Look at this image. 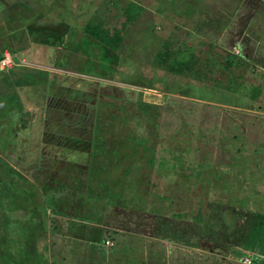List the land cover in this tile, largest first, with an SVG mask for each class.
<instances>
[{"label": "rangeland", "instance_id": "obj_1", "mask_svg": "<svg viewBox=\"0 0 264 264\" xmlns=\"http://www.w3.org/2000/svg\"><path fill=\"white\" fill-rule=\"evenodd\" d=\"M23 1L42 16L18 5L22 0H0V54L9 53L13 59L0 69V125L20 126L16 115L20 107L21 119L31 131L23 143L0 152V264H180L182 260L187 264L193 257L191 264H203L199 257L210 254L217 262L221 252L195 245L204 244L200 236L186 239L192 246L172 236L194 232L191 217L198 213L206 220L207 234L218 230L221 234L218 228L231 220L232 209L241 215L242 224L247 215L263 213L264 0ZM130 1L141 9L126 12ZM63 3L72 11L58 24L53 11H61ZM89 21L102 22L110 33L116 31L122 38L116 51L88 43L82 28ZM245 34L247 42L242 39ZM77 40L84 42L79 46ZM189 50L198 62L187 63L183 74L166 71L159 60L162 53L161 60L165 57L174 66V60L187 59ZM245 50L252 66H225L228 56ZM257 52L263 54L259 56L263 67L255 61ZM217 57L214 68L208 61ZM194 70L212 78L197 79ZM232 73L244 76L238 81L245 86L262 84L259 98H249L243 107L215 100L233 87ZM66 93L74 95V106L63 99ZM142 101L149 104L148 112L130 118L127 127L144 135L148 150L142 143L132 146L134 139L128 143L127 128L119 127L115 134L105 132L98 153L87 151L90 156L84 159L92 162V174L72 169L67 161L72 149L61 150V141L69 140L78 148L87 143L90 132L85 126L95 122L99 111L101 115L96 104L104 103L109 111L117 104L129 117ZM64 104L72 107L69 112H61ZM135 130L134 136H139ZM175 155L180 156L179 165ZM102 157L118 164L105 168ZM162 163L165 167L159 168ZM197 171L200 175L195 177ZM12 174L13 180H24L19 183L29 189V199L17 201L6 193L4 186ZM45 188L69 202L67 214L49 209L34 215ZM107 203L134 209L138 215H104L100 209ZM88 209L101 215L91 213L84 219ZM146 211L152 215H141ZM53 218L56 229L50 222ZM107 241L115 247H108ZM88 244L100 256L89 252ZM92 255L96 259L85 262ZM242 264L253 263L247 257Z\"/></svg>", "mask_w": 264, "mask_h": 264}, {"label": "trees", "instance_id": "obj_2", "mask_svg": "<svg viewBox=\"0 0 264 264\" xmlns=\"http://www.w3.org/2000/svg\"><path fill=\"white\" fill-rule=\"evenodd\" d=\"M18 5L25 6L28 10L30 9V10H33L34 12L36 10V12L39 14L41 12L38 9L33 8L34 5L28 6V4L26 2H24L23 0H22V2H19ZM61 6H63L61 11H57V9L53 11L54 13L57 12V20L55 22L58 24H61L60 21L63 22L62 21L63 18H67V16H69L71 14V11H72L71 9H69L68 5L66 7L65 3L61 4ZM263 6H264V2H263ZM135 9H141V8L134 1H130L129 5H127L125 11L130 12L131 10H135ZM40 15L42 16V12ZM43 16H44V19L49 18L47 14L46 15L43 14ZM246 20L248 23V21L251 19L249 17H246ZM228 22L229 21H227L226 24L230 23V22L229 23ZM35 23H33V25L36 28H41L40 25H36ZM41 24H43V22ZM248 24H250V23H248ZM82 31H83L82 32L83 37L86 40H88V43L89 42L92 43L93 41H95L101 47H103L109 51H116L119 47V44L122 41V38L116 33V31L114 33H110L109 29L105 28V26H103L102 22L94 23V22L89 21L82 28ZM245 31H246V25H243L241 32L244 33ZM72 35L73 34H71L70 37ZM240 35H241V33H240ZM246 35L247 34L244 35L246 39L244 37H242L244 42H247L249 40L248 35L247 36ZM71 38H73V36ZM84 38H82V39L84 40ZM242 39L237 41V44L239 46H241L240 41L243 42ZM49 40H50V38H49ZM82 41L77 40L76 43H79L78 45L81 46ZM67 45H64L63 49H66ZM74 45H77V44L74 43ZM242 48H243V46H242ZM18 52H20V49ZM22 52H24V51L22 50ZM189 52H190V50H189ZM3 54L4 53L0 54V59L3 57ZM89 54L91 55V53H89ZM162 55H164V54H162V53L158 54L160 62L162 64H164L165 66H167L166 71L173 72L176 74H183L184 71H187V66H189L188 64L192 65V63H194V62H196V63L198 62L197 56H194L190 52V54L187 56V59H186V57L183 56L181 59L174 60V66H172V65L168 64L165 57H164V59L161 60ZM247 55H248V53L246 52V50L241 54L240 53H237V54L234 53V54L227 57V58H229V57L230 58L226 60L225 66L227 68H231L234 65L247 66L248 64H250L252 66L253 63L250 61V58ZM262 55L263 54H260V53L255 54V56H256L255 61L258 62L261 67H263V59H260L259 56L262 57ZM19 56L23 57V55H21V54H19ZM90 57H92V55ZM256 59H258V60H256ZM108 60L109 59L107 58V62H108ZM208 62H209V64L211 63L214 68H216L217 63H219L218 57L217 58H211ZM100 63H101L100 61H96V64H98V66L100 65ZM93 64H95V63H93ZM91 66H93V65L91 64ZM206 69L209 70L210 72L214 73V71H211L208 68H206ZM82 74H87V76H93L91 73H89L87 71L82 72ZM194 74H195L194 76L197 79H201V80H203L202 78H206V79L212 78V77H209L210 75L207 72L204 73L203 70H201V71L194 70ZM232 77H235V82H234L233 87H231V85H229V83H228L229 87H231L232 89L231 88H229V90L227 89L228 92H226L224 94H222L223 92H221V91H217V93H219L220 95L222 94L223 97L222 98L219 97V99H215V100H218L219 103H226V104L230 103V104H233V105L238 106V107H243V105L248 103L249 98L251 100H257V98H259V96L262 93L261 92L262 86H263L262 84H260L257 87H248V86H245V84L242 81L241 82L238 81L239 78H241L243 80L244 76L240 77V76H236V75H234V73H232ZM124 81L129 82V80H127V79H124ZM216 85L219 87V83L217 81H216ZM228 93H230V94H228ZM66 94H64V96H66V97H63L62 95L61 96L63 97V99L68 100L69 103L71 102L72 106H74L75 103L77 102L74 95L72 94V96H73L72 97L71 93L70 94L68 93L70 96H68V94L67 95ZM234 94L237 96V98H232V96ZM61 96H59V97H61ZM67 96H68V98H67ZM227 96L229 97L228 99H227ZM230 98H231V100H230ZM77 100H79V99L77 98ZM237 103H238V105H237ZM43 104H45V102ZM80 104L81 103H79L78 106H80ZM96 106L101 107V109H100L101 115H100V111H99L98 117L95 118V122L90 124L91 127L89 124H87V126H85V129H84L85 132H90V137H89L87 143L79 146L82 148H78V147H75L74 144L72 145V142H69V140L61 141V144H60L61 150L65 151V148H70V150L72 149V154H67L68 155L67 161L71 162L73 164L72 169H73V167L74 168L76 167L77 170L80 168L81 170L82 169L87 170L88 173L91 172L92 162L90 163L91 165H89V163L86 162L84 158H89L90 155H88V152L90 151V154H92L94 152V149L98 153L100 146L102 144H104L103 142H105L104 141L105 140L104 139L105 132L108 131V132H113L115 134V132L117 130L119 131V127H122V129L127 128V130L125 129V131H126L125 140H127L128 143H130V141L134 139L133 140L134 145H132V146L137 147V144L142 143L144 145L145 149L148 150L149 147L147 146V143H148L147 139L141 137L144 135H142V133H140L139 131L134 129L135 131H137L136 133L140 134L139 136H134L135 135L134 130L127 127V121H129L130 118L139 119V117H141L139 115L140 113H147L148 112V109H149L148 103H146L144 101L140 102L138 104V109L136 110V112H134V114L130 115L129 117L126 116L127 113H125V111H123L121 109V107H119V105H117V104L114 105L112 111H109V107L105 106L104 103H98V104H96ZM59 108H60L61 112L66 113V112H69L68 109L71 110L72 107L70 106L68 108V106L64 104V105H61ZM22 110L23 109L19 107L17 114H16L19 116L20 121H22V124L20 126L18 125V123L17 124L14 123L13 125H9V123H8V126H6L5 125L6 122H4L0 125V128L1 127L3 128V131L0 132V152H2V153H5L10 148L12 149L14 146H16L20 142L23 143V141H24L23 138L25 136H27V134L29 132L27 129L30 127V125H26V123H23V120L21 119V116L23 113ZM103 110H104V114H103ZM68 114H70V116H71L73 114V112H70ZM106 117H108V120ZM111 117L113 118V120L111 119ZM40 122H41V120H40ZM139 124H140V122L138 121L137 127H139ZM49 128H51V125ZM47 130H48V128H47ZM46 134H47V132H46ZM50 134H53V131L50 132ZM78 141H80V140H78ZM152 150L153 149L151 148V151ZM107 152H109V151L106 150V154H105L106 157H107ZM150 158L152 160H154L155 154L152 153ZM173 158L175 159V161H177L176 165H179L180 164V156L175 155V156H173ZM90 159L92 160V156L90 157ZM81 163L84 164V166H81L80 165ZM101 164L103 165V167L105 166V168H106V166L108 164L117 165L118 161L109 162L108 159L105 160L103 158V160H101ZM162 164L163 165H161L159 168L165 167L164 163H162ZM170 168L173 171H175V166L171 165ZM91 174H92V172H91ZM195 174H196V176H195ZM193 175L195 177H198L200 175V172L197 171V172L193 173ZM88 179H89V181H91V178H88ZM5 180L7 181V179H5ZM19 182L20 183L24 182V180L20 181L19 178H16L13 180V174L11 176H9L8 181L6 182V184L4 186V189H6L5 190L6 193H8V194L12 193L11 195H13V197L16 198L17 201L19 199H22V200L23 199H26V200L29 199L30 193L27 192V191H29V189L26 187L24 188V186H22ZM45 190H46V193L42 192V194H41V193H39L40 191L38 192L39 194H41V195H39V198L41 200L39 199V203H37V205H36L37 208L35 211H33L34 215H44L45 211H48L49 209L54 211L55 213L67 214L69 202L66 199H64L62 196H59V197L55 196L56 194L53 192V189H49V188L46 189L45 188ZM122 196H123V194L118 197L119 200ZM28 202L32 203L29 205L35 206L34 201L33 202L28 201ZM76 210H78V209H76ZM100 210L103 213H105L104 215H106L110 212H111V215H131V214L135 213L134 209L132 210L130 208H126V206H120L118 203H115V205H112V204L108 205V203H107L106 206H104ZM75 212L73 211L74 215H75ZM232 212H234V215H231L232 216L231 220H228V221L226 220L224 223H221L220 227L218 228V229H221V234L218 233L219 230L213 231V233L207 234L205 231L206 230V224H205L206 220H203L201 214L198 213L194 217H191V220L193 221V224H194V227H193L194 232H189L187 235H184V236H181L180 233L179 234L175 233V235L177 237L174 238L172 236V240L180 241L181 244L187 243L185 245L192 246L194 243H192L189 240L186 241V239L190 238V235H195L197 239L200 236V240L202 242H204V244L201 245V243L197 242V244H195V245H200V246H206L207 245L210 248V250H212V252H221L222 253L223 257L220 258V256H218L217 258H219V260L217 262H215L216 257L213 254H210L208 256L205 255V256L199 257V258H201V260L200 259H198V260H200L203 264L204 263L207 264L210 262H211V264H242V260L247 259V257L251 258V262L253 264H264V249H263L264 248V237H263V235H264V218L262 217V215H264V210H263V213L253 212V213H251L253 215H247L246 216V223H243V224L241 223L242 222L241 215H239V213H236L233 209H232ZM91 213H93L95 215H101V214H97V211H95V213H94V212H91L90 209H88V212L86 211L82 217L85 219L86 218L85 216L89 215ZM148 214H150V213H148L146 211V213H142L141 215H148ZM135 215H138V213L136 212ZM150 215H152V214H150ZM175 215L179 216L180 214H175ZM100 219H101V217H100ZM50 222L53 225L54 229L58 228L57 222L55 221L54 218L51 219ZM227 222H229V224L231 223V225H229V224L227 225ZM27 223H29V222H27ZM30 226L32 227V224H30ZM124 227L125 226L123 224V228ZM230 227H232V228H230ZM196 228H199V230L201 231L200 232L201 235L197 232L198 230ZM170 231H172V230H170ZM33 233H34V230H33ZM38 235L40 236L39 232H38ZM88 246H89V244H88ZM108 247H115V243H112V245L108 246ZM261 247H263V248H261ZM88 250L92 254H96V255L100 256L99 252H97V250L95 251L93 246H89ZM162 255L160 256L159 259L162 258ZM93 257H94L93 255L91 257L88 256L84 260H85V262L93 261L94 259H96ZM192 259L195 260V257L191 258V260ZM190 261H188L187 264H191ZM79 262H81V261H79ZM101 264H104V263H101ZM180 264H184L183 260L180 262Z\"/></svg>", "mask_w": 264, "mask_h": 264}, {"label": "built area", "instance_id": "obj_3", "mask_svg": "<svg viewBox=\"0 0 264 264\" xmlns=\"http://www.w3.org/2000/svg\"><path fill=\"white\" fill-rule=\"evenodd\" d=\"M11 63H13L11 55L4 52L3 57L0 59V69H4L5 67L10 66ZM107 244L111 246L112 242L110 243L109 241H107Z\"/></svg>", "mask_w": 264, "mask_h": 264}, {"label": "water", "instance_id": "obj_4", "mask_svg": "<svg viewBox=\"0 0 264 264\" xmlns=\"http://www.w3.org/2000/svg\"><path fill=\"white\" fill-rule=\"evenodd\" d=\"M158 97L162 98L161 96H158ZM158 97H157V98H158ZM154 99H156V98H151V99H149V100L155 101Z\"/></svg>", "mask_w": 264, "mask_h": 264}]
</instances>
